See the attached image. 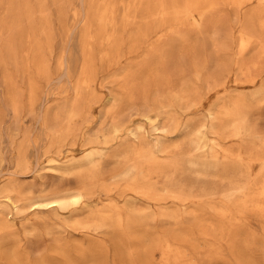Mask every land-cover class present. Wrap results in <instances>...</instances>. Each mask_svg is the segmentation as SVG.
Wrapping results in <instances>:
<instances>
[{
    "label": "rangeland",
    "instance_id": "obj_1",
    "mask_svg": "<svg viewBox=\"0 0 264 264\" xmlns=\"http://www.w3.org/2000/svg\"><path fill=\"white\" fill-rule=\"evenodd\" d=\"M117 2L120 27L114 46L106 40L112 28L100 32L94 15L98 0H0V185L14 183L29 195L79 188L82 175L64 174L53 165L57 162L48 160L82 155L87 139L108 135L116 118L128 125L145 123L153 144L168 147L157 152L168 173L155 174L153 181L159 188L169 179L181 183L190 199L185 204L132 200L131 192L121 196V190H114L111 196L137 219L124 238L117 218L88 230L75 224L71 211L40 214L43 218L17 214L9 231L8 264H163L161 250L151 246L156 240L182 250L184 264H264V212L246 202L264 181L258 159L264 156V30L252 21L257 3L238 8L229 0H215L217 8L207 11L199 26L191 17L178 23L171 13L164 28L157 0ZM129 5L134 9L125 17ZM148 6L153 13L145 10ZM245 32L253 42L241 52ZM88 35L96 40L89 42ZM135 36L139 38L133 41ZM37 42L41 55L35 61ZM41 60L44 64L37 62ZM86 75L90 85L82 83ZM154 77L158 84L153 87ZM168 80L173 90L183 82L197 87V93L186 95L191 106L165 108L159 116L154 111L147 121L143 98L126 100L131 82L139 88L150 85L154 98L158 89L166 90ZM74 105L81 112L71 121L75 132L60 141L54 132L68 125ZM237 108L245 112L248 130L240 137L223 133L231 169L200 175L199 166L189 161L194 159V129L214 109L220 131L225 110ZM156 120L176 128L159 135L153 128ZM113 153L102 161L105 175L117 171L120 158ZM21 158L28 166L22 167ZM241 186L247 187L235 189ZM97 190L96 198L104 200L91 202L92 210L105 206L110 197ZM88 214L78 219L94 222Z\"/></svg>",
    "mask_w": 264,
    "mask_h": 264
},
{
    "label": "bare ground",
    "instance_id": "obj_2",
    "mask_svg": "<svg viewBox=\"0 0 264 264\" xmlns=\"http://www.w3.org/2000/svg\"><path fill=\"white\" fill-rule=\"evenodd\" d=\"M98 1L99 4L94 10V15L97 16V23L101 28L100 32L112 28L113 33L106 36V40L109 44L117 46V31L120 27L118 20L116 19L118 2L117 0ZM157 2L158 12L162 17V26H164V28L169 24L168 16L171 13L176 15V21L178 23L182 22L184 17H191L193 19V25L199 26L205 18L206 12L209 10H215L218 5L215 0H185L184 5L180 4L179 0H174L172 4H169V0H157ZM229 2L238 8H242L246 3L256 2L257 7L252 16V21L259 24L264 30V0H229ZM133 9V6H126L125 17H129V14ZM145 10L149 13L154 12L152 6L146 7ZM123 24L126 25V20ZM169 28L176 31L173 26H170ZM145 32L146 30H142V34ZM96 38L100 39L101 35ZM138 38L139 37L135 36L133 41ZM88 40L90 42L96 39H94L93 36L88 35ZM252 42V35L246 32L243 33L240 38L241 52H245L252 45ZM35 48L34 58L36 61L41 55V45L39 42H37ZM110 55L111 52H105L106 57ZM87 56L90 55L88 54ZM37 62L44 64L42 60ZM37 66L39 68L42 65L37 64ZM40 71H42V68ZM61 77H63V75ZM200 79L201 75L198 73L197 80L199 81ZM91 80V77L86 75L83 77L82 83L83 85H90L92 83ZM151 84L152 86L158 84L155 77ZM164 85V88L166 89L164 92L158 89L157 91L159 95L157 94L156 97L150 98L152 90L150 85L149 87L139 88L135 82H131L126 87V89H128L126 100L135 103L139 98H143L147 106V112L144 115L147 121H149L152 120V113L154 111H156V115L159 116L162 113V109L165 108L182 105L183 103L191 106V104L188 103L190 102V97L186 95L188 93L193 95L198 92L197 87L194 86V84L191 85L189 82H183L179 90H173L172 81L170 80ZM35 89L36 86L35 83H33V94ZM17 97L18 95H16L15 98ZM15 103L17 108L18 102L15 101ZM200 104H202V102H200ZM77 116H81V112L77 106L74 105L68 112V125L60 129L56 128L57 130L54 132V134L59 137L60 141L75 132V128L72 126L71 121ZM223 116L222 119L224 120L220 131L217 129L218 125L216 124V118L219 117V112H216L214 109L209 110L207 119L201 121L193 131L195 138H193L192 145L194 146L195 152L192 155L194 159L190 158L189 161L192 165L199 166L198 172L200 175H213L220 169L224 171L230 170L232 164L228 159L229 153L222 144V139L226 138L225 136L223 137V133L225 131H230L231 136L234 135L240 137L244 131L247 132L248 130L244 111H241L238 108L236 111L227 109ZM115 119L111 124L108 135L102 137V135L96 133L87 139L85 143L87 147L82 155L72 156L65 160H59L58 158H50L48 160L50 162H57L58 164L53 163V165L64 174L78 173L82 175V181L80 182L79 188L57 191L44 190L45 192L39 195H29L23 193L21 188H17L14 183L0 185V264H8L9 231L14 225L12 218L13 216H17V214L32 213L37 218H43L40 214L71 211L76 218L74 220L75 224L88 230L108 226L110 220L117 218V225L121 229L120 236L121 238H124L130 235L127 234L128 225L132 228L137 219L129 215L133 213L126 212L125 208L119 204L118 200L111 196V193L114 190H121V196L128 191L131 192L129 195L132 194L130 198L132 200L138 198H146L154 202L173 200L179 204H185L186 201L190 199V196L188 197L183 193L181 183L176 184L175 181L169 179L167 183L159 188L153 181V176L155 174L161 175L168 173V168L161 163L157 154L158 151H168V147L163 145L162 142L153 144L146 134L145 123H140L138 126H134L128 125L120 119ZM174 127L176 128V125L171 126L168 124H160L157 120L153 122V128L159 133V135L169 132L174 129ZM113 149V156L119 157L120 162H118L117 171L105 175L101 171L103 165L102 161L105 155ZM22 159L23 158L20 160L22 167L28 166V163ZM258 159L264 170V156L258 157ZM174 167L180 169L181 164L175 162ZM246 187L247 186H241L236 187L235 189L242 191L245 190ZM97 189L106 192L110 197L105 199V201L108 202L105 206L92 210L91 202L98 199L104 200L101 196L96 198L98 194ZM251 189L252 188L249 187V190ZM249 201L253 202L257 209L264 212V181L259 184L258 189L256 188V190L250 194V198L246 202ZM131 208V211H136V207L133 203H131ZM227 211L228 210L226 209L222 212L226 213ZM87 212L89 213L87 218H96L94 222L78 219L81 214ZM166 215L173 216L171 213H166ZM96 245L97 244H93L92 247H95ZM151 246H153L152 249L154 250H161V261L163 264H171L172 261L175 264H184L185 260L182 250H174L170 243L163 244L160 240H156ZM149 249L146 253H150L152 249Z\"/></svg>",
    "mask_w": 264,
    "mask_h": 264
}]
</instances>
